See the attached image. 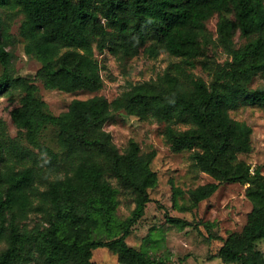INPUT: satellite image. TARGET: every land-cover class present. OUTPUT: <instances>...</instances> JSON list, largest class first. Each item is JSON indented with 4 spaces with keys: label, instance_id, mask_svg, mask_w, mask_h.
Masks as SVG:
<instances>
[{
    "label": "trees",
    "instance_id": "trees-1",
    "mask_svg": "<svg viewBox=\"0 0 264 264\" xmlns=\"http://www.w3.org/2000/svg\"><path fill=\"white\" fill-rule=\"evenodd\" d=\"M13 7L25 15L20 35L26 41L25 52L40 67L33 78L16 77L13 55L0 42V95L13 89L20 92L10 117L29 145L57 161V154L39 141L53 127L58 146L76 154V159L62 179L47 182L35 207L28 197L35 180L33 168L0 169V264H28L23 256L29 253L40 264H94L92 251L97 247L116 255L120 264H169L126 243L150 202L148 190L158 179L150 167L154 151L142 155L140 146L130 141L120 152L104 129L121 112L139 119L151 115L159 122L177 117L190 124L184 130L167 128L171 149L190 151L196 167L214 182L191 190L179 210L194 209L221 183L245 186L251 204L247 222L240 233L227 237L218 257L224 264H264V253L256 248L264 241V174L260 167L251 170L238 159V154L251 150L252 129L229 116L239 104L264 105V87H250L256 75H264V0H0V8ZM214 14L219 16L218 42L231 61L210 84L197 79L182 90L178 78L165 73L111 101L101 96L73 101L62 115L50 113L38 96L37 81L68 93L98 92L103 80L95 52L133 57L143 49L150 57L161 51L180 55ZM235 29L256 39L244 50H235ZM107 175L135 195V207L126 220L116 217L118 191ZM172 190L176 203L181 192L174 186ZM32 209L45 219L42 229L22 225ZM170 222L179 228L187 225L179 218Z\"/></svg>",
    "mask_w": 264,
    "mask_h": 264
},
{
    "label": "rangeland",
    "instance_id": "rangeland-1",
    "mask_svg": "<svg viewBox=\"0 0 264 264\" xmlns=\"http://www.w3.org/2000/svg\"><path fill=\"white\" fill-rule=\"evenodd\" d=\"M228 18L234 19L233 14ZM218 14L206 19L205 31H197L192 43L188 44L180 55H171L161 51L157 56H148L143 49L133 57L102 54L95 52L100 75L103 80L98 92H64L58 88H45L37 81L38 96L54 115L68 112L69 105L76 100L86 101L101 96L108 101L143 82L156 80L165 73L178 78L180 88L188 90L193 80L202 79L210 84L216 74L231 56L220 45L216 33ZM25 15L20 8H0V42L4 49L13 55L15 76L33 78L40 67L39 62L25 52L26 41L20 35V28ZM256 37H243L235 29L232 47L242 51ZM3 66L0 64V74ZM250 87H264V75H256ZM20 92L13 91L0 95V169L19 170L33 168L34 185L28 191L31 206L35 207L46 190L47 182L64 177L70 171L76 154L62 150L57 142V131L48 127L39 141L57 154L58 160L52 161L36 148L29 145L19 135L13 124L10 112L19 105ZM229 116L252 129L250 137L251 150L238 154L254 170L260 167L264 174V105H242L229 110ZM190 126L187 121L172 118L159 122L149 115L144 119L117 113L105 124L104 129L110 133L112 142L120 152H124L130 141L136 142L145 155L156 153L151 162V169L157 175V184L148 190L150 202L145 207L142 218L133 226L126 243L138 250H143L154 260H165L169 264H224L218 257V250L231 234L242 231L247 222L251 204L245 197V186L238 183H221L217 190L207 199L201 201L190 211H180L179 206L188 202V193L196 187L214 182L206 173L200 171L191 158L190 151L174 152L167 138V128L184 130ZM106 179L117 189L118 207L116 217L126 220L135 207V195L132 190L121 184L112 175ZM172 186L181 193L176 196ZM173 218L187 222L182 228L171 223ZM28 230L36 231L45 226L42 215L32 211L22 223ZM98 237L104 238L100 233ZM97 237V238H98ZM264 253V241L256 244ZM94 264H120L116 255L105 247L92 251ZM28 264H40L31 253L23 256Z\"/></svg>",
    "mask_w": 264,
    "mask_h": 264
},
{
    "label": "clouds",
    "instance_id": "clouds-1",
    "mask_svg": "<svg viewBox=\"0 0 264 264\" xmlns=\"http://www.w3.org/2000/svg\"><path fill=\"white\" fill-rule=\"evenodd\" d=\"M63 177H61V179H62Z\"/></svg>",
    "mask_w": 264,
    "mask_h": 264
}]
</instances>
